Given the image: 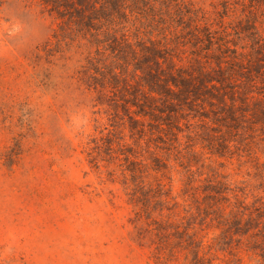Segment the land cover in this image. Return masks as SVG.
<instances>
[{
  "label": "rangeland",
  "instance_id": "1",
  "mask_svg": "<svg viewBox=\"0 0 264 264\" xmlns=\"http://www.w3.org/2000/svg\"><path fill=\"white\" fill-rule=\"evenodd\" d=\"M190 3L230 38L250 21L264 31V0ZM93 57L35 1L0 0V264H189L168 254L176 230L195 233L204 264H264V116L198 103L131 131L107 105L119 95L88 86Z\"/></svg>",
  "mask_w": 264,
  "mask_h": 264
},
{
  "label": "trees",
  "instance_id": "2",
  "mask_svg": "<svg viewBox=\"0 0 264 264\" xmlns=\"http://www.w3.org/2000/svg\"><path fill=\"white\" fill-rule=\"evenodd\" d=\"M33 1L58 22L62 38L71 36L94 49L85 69L91 81L88 86L98 89L100 97L119 95L107 105L112 111L124 110L131 131L153 124L161 130L169 128L184 110L191 111L198 103L222 105L231 120L249 105L251 118L264 116V31L255 21L233 39L225 31L202 25L190 0ZM138 19L151 24L147 35L139 30L129 34L130 22ZM217 184L215 192L223 193L225 188ZM133 200L140 202L136 194ZM142 206L141 212L150 219L147 201ZM141 212L135 214V221L141 220ZM216 215L223 226L228 223ZM152 222L157 231L172 227ZM232 223L238 233L249 232L239 220ZM176 234L169 256L181 249L186 251L185 260L191 257L189 264H204L203 245L195 233L176 230Z\"/></svg>",
  "mask_w": 264,
  "mask_h": 264
}]
</instances>
